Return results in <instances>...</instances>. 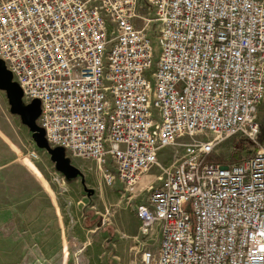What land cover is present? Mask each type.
<instances>
[{"label":"built area","instance_id":"obj_1","mask_svg":"<svg viewBox=\"0 0 264 264\" xmlns=\"http://www.w3.org/2000/svg\"><path fill=\"white\" fill-rule=\"evenodd\" d=\"M0 59L49 145L108 185L135 189L181 151L134 206L136 264H264V146L210 157L260 133L264 0H0Z\"/></svg>","mask_w":264,"mask_h":264},{"label":"rangeland","instance_id":"obj_2","mask_svg":"<svg viewBox=\"0 0 264 264\" xmlns=\"http://www.w3.org/2000/svg\"><path fill=\"white\" fill-rule=\"evenodd\" d=\"M153 43L159 57V43L156 39ZM257 117L260 133L255 141L242 136L226 140L211 159L223 164L235 163L232 156L237 150H242V161L264 146V99ZM0 130L15 145L0 135L5 148L0 206L9 207L11 222L20 225L19 230L8 232L16 240L10 247L16 259L10 264L139 262L140 222L134 206L147 196L146 185L158 183L181 151L175 154L167 151L161 159L163 167L155 166L144 184L130 189L119 182L108 185L98 162L92 159L64 152L63 163L73 168L68 174L60 170L58 159L37 145L38 156L31 157V145L35 143L32 132L21 116L12 111L3 90H0ZM8 147L9 169L6 167ZM158 233V230L151 231L154 247L160 238ZM1 252L0 248V255Z\"/></svg>","mask_w":264,"mask_h":264},{"label":"water","instance_id":"obj_3","mask_svg":"<svg viewBox=\"0 0 264 264\" xmlns=\"http://www.w3.org/2000/svg\"><path fill=\"white\" fill-rule=\"evenodd\" d=\"M0 90L6 92L12 111L21 116L23 122L32 132L34 141L38 147L50 152L53 157L59 160L60 170L68 174L73 171L72 167L63 163L65 150L53 149L45 137V131L38 125L37 120L41 113V104L39 100H34L30 104H23V91L21 87L13 80L12 73L6 68L3 60L0 59Z\"/></svg>","mask_w":264,"mask_h":264},{"label":"crops","instance_id":"obj_4","mask_svg":"<svg viewBox=\"0 0 264 264\" xmlns=\"http://www.w3.org/2000/svg\"><path fill=\"white\" fill-rule=\"evenodd\" d=\"M30 131V130H29ZM30 133V132H29ZM0 135L2 137L5 138V140L9 143H11L12 145H14L10 139L4 135L2 133V131L0 130ZM9 143V144H10ZM36 142L31 145V149H36L37 151L39 150V148L36 146ZM15 146V145H14ZM10 148H7V169H9V165H10V157H9V151ZM21 152V151H19ZM28 164L33 168L34 165L28 160ZM5 148H4V142L2 141V138L0 137V184L3 185L4 183V172H5ZM9 182V180H8ZM12 219V213H11V209L9 207H5V206H0V248H1V258H0V263L2 264H10L11 262L15 261L16 256L14 254H11L10 252V247L12 246V244L16 243V240L14 238H12L11 234L8 233L11 230H19L20 229V225L16 224V223H12L11 222Z\"/></svg>","mask_w":264,"mask_h":264},{"label":"trees","instance_id":"obj_5","mask_svg":"<svg viewBox=\"0 0 264 264\" xmlns=\"http://www.w3.org/2000/svg\"><path fill=\"white\" fill-rule=\"evenodd\" d=\"M241 155H242V150L241 151L237 150V152H235L232 156V162L239 163L242 159Z\"/></svg>","mask_w":264,"mask_h":264}]
</instances>
